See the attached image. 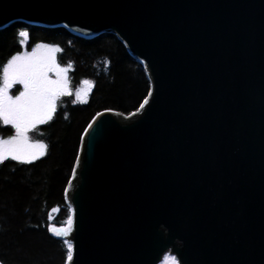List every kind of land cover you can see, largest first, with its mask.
<instances>
[{
    "label": "water",
    "instance_id": "water-1",
    "mask_svg": "<svg viewBox=\"0 0 264 264\" xmlns=\"http://www.w3.org/2000/svg\"><path fill=\"white\" fill-rule=\"evenodd\" d=\"M14 22L113 34L149 81L81 135L72 264H264V0H0Z\"/></svg>",
    "mask_w": 264,
    "mask_h": 264
},
{
    "label": "trees",
    "instance_id": "trees-1",
    "mask_svg": "<svg viewBox=\"0 0 264 264\" xmlns=\"http://www.w3.org/2000/svg\"><path fill=\"white\" fill-rule=\"evenodd\" d=\"M21 32L28 34L26 40ZM37 45L61 49L56 54L57 63L72 66L67 72L72 95L61 98L50 122L29 133L34 141L48 145L45 156L32 163L10 158L0 163V264H65L63 240L54 237L48 226H62L70 214L63 193L81 135L101 111L123 115L136 111L150 88L141 64L113 34L82 39L63 27L22 22L0 30V73L11 57L30 52ZM83 81L93 85L87 103H73ZM13 134L11 126L0 123V137Z\"/></svg>",
    "mask_w": 264,
    "mask_h": 264
},
{
    "label": "snow or ice",
    "instance_id": "snow-or-ice-1",
    "mask_svg": "<svg viewBox=\"0 0 264 264\" xmlns=\"http://www.w3.org/2000/svg\"><path fill=\"white\" fill-rule=\"evenodd\" d=\"M19 35L26 40L28 34L21 32ZM60 51L58 47L37 45L31 53L14 55L3 65L0 73V123L11 126L14 134L8 138L0 137V163L9 158L20 163H32L46 155L48 145L39 140L34 141L29 133L36 132L38 126L50 122L61 98L72 95L67 77L72 66H59L56 54ZM50 73H54L56 78H51ZM15 85L23 86L18 95L11 94ZM92 87L91 82L83 81V87L75 92L73 103H87V94ZM147 103L148 99H145L138 111ZM88 127L92 128L93 125L89 124ZM75 172L74 168L73 174ZM72 229L71 214L62 226H48L49 232L56 237H68ZM63 244L66 248L65 264H72L74 245L68 239H64ZM172 264H176L175 258Z\"/></svg>",
    "mask_w": 264,
    "mask_h": 264
},
{
    "label": "rangeland",
    "instance_id": "rangeland-1",
    "mask_svg": "<svg viewBox=\"0 0 264 264\" xmlns=\"http://www.w3.org/2000/svg\"><path fill=\"white\" fill-rule=\"evenodd\" d=\"M32 51L30 52H27V53H31ZM50 76L51 78L55 79V74L54 73H50ZM16 86L19 87V89H16ZM23 90V86L22 85H15L14 88L11 90V94L12 95H18L20 91ZM172 257L169 256V255H166L165 256V260L161 263V264H172Z\"/></svg>",
    "mask_w": 264,
    "mask_h": 264
}]
</instances>
